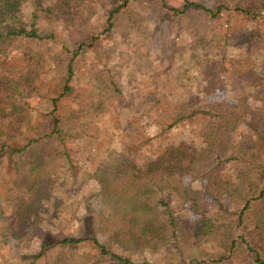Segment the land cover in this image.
I'll return each instance as SVG.
<instances>
[{
	"label": "trees",
	"instance_id": "trees-1",
	"mask_svg": "<svg viewBox=\"0 0 264 264\" xmlns=\"http://www.w3.org/2000/svg\"><path fill=\"white\" fill-rule=\"evenodd\" d=\"M88 1L0 0V55L18 38L52 41L53 30H40L42 19L60 23L74 39L76 47L66 66L64 85L57 97L47 100L46 108L39 103L30 105V100L39 96L42 74L49 71L44 70L49 63L42 54L23 57L24 66L18 78H0V159L6 160L0 178V198L11 205L7 224L14 248L22 250L24 245H37L35 254L28 256L29 264H136L125 254L174 252V256L190 244L217 239L216 245L222 249V254L214 258L213 264H224L238 254L244 256L248 264H264V108L256 110L251 104L249 106L246 104L249 98L244 96L231 107L222 103L199 104L191 97L190 101L187 98L185 102L179 101L181 116L172 124H162L156 136L143 138L141 143L134 145V155L129 151L110 152L89 175L98 187L104 210L94 214L86 209L85 218L91 227L88 235L58 239L45 234L47 211L44 204L50 202L61 175L58 161L68 158L66 122L60 115L59 103L71 91L74 59L92 49L102 35L87 32L92 15ZM101 1L112 6L106 11L107 26L103 31L109 33L123 10L143 0H117L115 3L114 0H98ZM205 1L210 3L209 7L194 0H182V6L176 8L165 0L159 4L161 10L180 23L193 13L203 17L205 22H197L191 31L193 51L200 49L206 36L211 37L208 43L216 40L218 48L227 46L228 33H235V28L230 27L231 18L254 26L264 21V0ZM26 3L32 7L29 25L22 21L21 15ZM254 36L259 41L264 38L258 30ZM63 47L69 52L65 44ZM152 99L155 104L150 107V117L152 112L156 113L154 107L161 104L159 97L152 95ZM195 118L202 120L200 129L206 137L204 148L178 141L158 146L148 155L141 154L142 147L148 148L161 135L177 128L179 121ZM230 163L248 170L237 189L223 174ZM186 179L202 183L201 188H190ZM174 197L194 208L204 199L214 202L234 199L242 205L238 222L242 225L248 220L249 224L236 230L239 241L233 240L231 228L220 234L205 218L198 226L180 220L171 208ZM106 231L111 233L114 246L122 254L98 241V234ZM219 234L223 238L218 240ZM84 243H88L94 256L90 253L74 256ZM57 250L55 257L51 256ZM69 252L71 254L67 255ZM7 262L5 257H0V264Z\"/></svg>",
	"mask_w": 264,
	"mask_h": 264
},
{
	"label": "rangeland",
	"instance_id": "rangeland-1",
	"mask_svg": "<svg viewBox=\"0 0 264 264\" xmlns=\"http://www.w3.org/2000/svg\"><path fill=\"white\" fill-rule=\"evenodd\" d=\"M165 1L175 8L183 3L182 0ZM194 1L210 6L205 0ZM160 2L143 0L138 5L131 4L117 16L109 33L103 31L107 26L106 11L112 6L107 1L87 2L92 9L87 32L102 35L92 49L74 59V75L69 84L71 91L59 103L60 115L66 122L67 159L72 161H58L61 175L50 202L44 204L47 211L45 234L58 239L88 235L91 227L85 218L86 209H91L94 214L104 210L98 197V187L89 175L110 152L120 154L129 151L134 155V145L156 136L162 124H172L181 116L179 101L185 102L191 97L199 104L222 103L231 107L240 96H244L249 98L246 102L249 106L251 104L256 110L264 108V38L259 41L254 36L258 30L264 37V21L254 26L231 18L230 27L235 28V33H228L227 46L218 48L217 41L208 43L211 37L206 36L207 40L200 49L193 51L191 31L199 22H205L203 17L193 13L180 23L161 10ZM21 15L22 21L29 25L32 15L30 3L24 4ZM39 26L42 31L53 30V40L16 39L0 55V78H18L24 66L23 57L42 54L49 63L44 70L49 71L42 74L39 96L31 99L30 105L39 103L46 108L47 100L57 97L64 85L66 66L76 47L74 39L60 23L42 19ZM214 29L216 27L212 28V34ZM64 44L69 52L64 49ZM152 95L159 97L161 104L154 107L156 113L152 112L150 117V107L155 104ZM201 121L200 118L179 121L177 128L161 135L148 148L142 147L141 154L148 155L158 146L178 141L192 142L204 148L206 137L201 133ZM5 165V158H1L0 178ZM223 172L235 189L248 174L244 166L232 163ZM186 184L199 190L202 183L186 179ZM173 200L172 211L180 220L198 226L205 218L220 234L231 228L230 237L236 241H239L236 230L249 224L248 220L242 225L238 222L242 205L234 199L219 202L204 199L195 208L176 197ZM10 213L11 205L0 198V257H5L7 264H29L28 256L35 254L37 245L30 243L22 246V250L14 248L15 242L8 233ZM220 234L218 240L223 238ZM97 239L107 248L122 254L114 246V238L109 231L98 234ZM216 244L217 239L200 241L197 245L186 246L181 254L174 256V252L123 254L136 264H213L214 258L222 254V249ZM58 252L53 251L51 256L55 257ZM89 253L94 256L88 243H84L74 256ZM224 264L248 262L238 254Z\"/></svg>",
	"mask_w": 264,
	"mask_h": 264
}]
</instances>
